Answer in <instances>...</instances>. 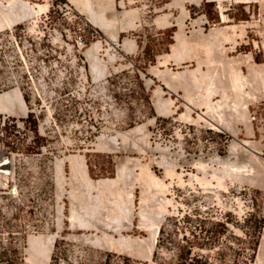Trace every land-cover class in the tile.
<instances>
[{
    "label": "rangeland",
    "instance_id": "1",
    "mask_svg": "<svg viewBox=\"0 0 264 264\" xmlns=\"http://www.w3.org/2000/svg\"><path fill=\"white\" fill-rule=\"evenodd\" d=\"M10 1L0 0V3L2 4L1 6L6 8L7 5V7H9L8 4ZM14 1H21L23 4L25 3L28 5L32 11V16L35 11H40V9L44 8V5L48 6L49 2L52 0ZM53 1L55 4H68L72 6V8L79 15H82L81 18L86 20L89 25L96 27L98 32V34H96V38L89 40L87 48L84 51V55L87 71L89 72L92 81L97 85H100L99 89H97L94 93L87 91L84 94L81 90H78L80 98L85 99V101L89 100L94 102V109L91 111L90 116H94L96 119L93 118L91 122H89L90 125H95L97 129L93 134L92 150L91 152L87 153L75 151L65 154H59L57 152H55L53 155L47 153L41 154L40 148L45 144L46 138L39 135L38 126L35 122H33L31 125L32 130L36 134V140L34 143L27 144L26 137L22 138L20 135H17L15 138H13L15 141L14 145L10 144V140L8 139L10 136L8 138H0V141L1 139H4V142L10 146V150L13 153H23V156L21 158H17L16 161L20 165H25L26 167L30 168L29 174L26 176L25 181L30 182L32 181V178L36 179L35 185H27L29 189L31 187L35 189L40 188L42 183H37V181H39V179H44L43 181H45V179L52 178L54 174L55 184L52 183V181L47 180L45 182V187L50 189L52 194H55L57 200L61 202L60 208L58 210L57 222L53 226H50L51 228L49 231L34 236L37 237L40 235L53 233L57 234L49 264H57L56 261H59V258H62L64 261H97V259L102 258V256H104L106 253H110L109 255L113 256L120 255L125 259V261H131L132 259L144 260L130 256L128 253H120L118 251L116 252L115 250H108V246H106L108 245L107 243H105V246L104 244L102 245L101 243H98L100 245L99 246L95 241H93V238H95V234L101 236V231L97 230L95 227H91L88 230L87 228L78 226L77 223H75V226L72 227L69 220L70 210L74 203L76 205L80 204L86 208L87 206L85 205L88 204V209L81 207L86 209V211H84L87 215L92 208L90 206L94 205V207H97V216H95L96 223L99 224L100 228H104L105 226L110 235L118 237V234L115 233V228L113 225L115 222L118 223V221L114 220L115 217L109 215L110 208L107 204L109 201L108 197L113 198V196L107 192H105L106 195H104V193L101 194L104 189L100 186L96 187V185L98 181L100 182L105 179L107 180L115 179V177L117 178V167H119L122 161L124 162V160H126V157L129 159L139 158L138 161H140V163H138L141 164L139 165L140 168L138 166L133 168L134 162L130 166L133 170V176H138L137 174H140L142 169L141 166H143V164H149L150 169L148 170L153 172L156 178L159 179V183H162L160 185L165 187L166 191L164 193L153 189V191L150 193L152 197V199L150 198L151 203H158L159 199L163 195L165 197L167 196L166 198L171 199L173 202V205H170L167 208L168 214L164 215V220L160 226L157 237V247L154 250V261H177V264H256L260 247L262 246V243H264V163L261 166V168H263H260L263 171V176L261 180L257 181V183L251 179H249L250 181H248L246 178L244 180V177L239 179V181L237 179L229 180V178L225 180L226 190L220 189L217 186V179L212 180L213 177H215L213 175V173L215 174V171L218 173V175L217 173L215 174L217 175L216 178L220 176L219 174L224 173V168L221 164L219 166L217 162H207V166H209V168H206L209 170L206 169V171L208 173V180L210 182L212 181V187L211 185H203L194 178H201L204 175L203 171H199V169H197L198 167L196 163H198L199 160H203L206 163L207 160H212V155L222 158L230 157V160L234 162L237 159L240 161L244 157V150L246 148L248 149V147H242L239 145L237 146V156L240 155L239 158H237V156L235 157L234 155H231V144H235V142L238 140L250 141L252 143L254 142L253 145H255L252 146L254 149L259 151L258 156L264 162V88L261 90L256 89L258 93L256 90H254L256 91V95L251 94L252 97H250L251 95L248 96V101L245 99L244 104H247V106H245L248 109L246 114L248 117H246L249 121L245 120L246 118L241 121V117L237 114H235L237 115L236 117L233 116L234 118L232 120V115H234V113L232 112L231 108L230 110H227L229 112H225L226 114L223 115L222 118L218 116V114H213L211 116L209 114L207 115L205 113V108L197 106L196 99L192 101L186 100L184 97L185 90L178 83V85L174 84L168 79H170L171 73L175 74L187 72L184 77L188 84H195L196 80L198 79L194 87H192L190 84V87L193 88L192 90L195 92V96L202 94V91L200 92L201 88L198 86L200 83L198 82L202 80L204 72L206 75L216 71L215 73L217 74L221 73L219 76H222L224 73L225 76L224 74L223 76L225 79V77L228 78V70L233 67L234 69L236 68L237 70H240L239 72H242L241 74H243V76L245 75L244 77L248 79L249 83H254L255 74L253 76L251 71L252 65L256 64L255 68L261 66L264 67V0H247L248 2L245 1L242 3H238L236 0H224L221 5L217 1L211 2L209 0H183L184 3L182 2V5L184 4V7L182 5L180 6H182L183 10L185 8L184 13L186 15L189 13V16L187 17L184 16L185 14H181L183 10L178 6V4L181 3L178 2L177 5L175 3L179 0H112L113 4L104 3L103 10L106 14L104 15L105 18L101 19V21L103 20V23H105V19L108 18L109 20L107 19L106 24L109 21L110 25L108 24V26L112 30L110 28L104 30V24H102V22L99 24L100 19H98L99 21L96 20L95 16L91 14V12H89L90 15H88L89 13L86 9H83L82 12V7L79 8L80 6H75V4L70 2L71 0ZM94 3L95 2L93 1L92 10L94 9V11H96L100 4H96L97 2L95 4ZM107 4L111 7V11H109V6L105 7ZM77 8H79V10ZM132 8L133 10L137 9L138 13L135 12L137 15L135 13V15H133L137 17L136 19L132 18V15L129 17L127 16L129 19H134L131 20L132 23H129L127 18H123L125 14L122 15L123 19L121 18V13L123 14V11L126 12L130 9L132 10ZM106 9H108V13L106 12ZM85 11L86 13H84ZM112 11H114V13H112ZM221 11L227 17L225 21L222 18ZM91 15L93 17H91ZM180 15L185 18L182 19ZM114 16L117 17L118 20L115 19ZM158 16L160 18L162 17L166 19L169 17L168 23L171 24L168 25L166 24L167 22L162 24L163 22H161L162 25L160 26V22H158V26V23L156 22V20H158L156 18H159ZM26 18L29 19L30 16L29 18ZM178 18H181L182 20L185 19L183 22L184 27L182 25L179 27L180 23L178 21L180 19ZM110 19L112 20L110 21ZM25 20L23 18L22 20H19L20 22H16L15 24L21 23ZM115 20H117V22ZM180 22L183 24L182 21ZM245 23L248 25H245ZM131 24L133 27L129 28ZM237 24H239V26L245 25L247 27H242L241 29L238 28V30L233 32V34V30L230 28L226 29L227 26ZM180 28H183V31H181ZM220 28L224 30L226 34L228 33V36L232 34V38H229L232 39L230 40L231 42H229V40L228 42L227 40L225 41L223 35L222 37L221 35L217 37L218 34L212 35L215 37V42H213V37L209 35V33L214 29ZM198 29H202L203 33L202 30L200 32ZM243 29L244 32H242ZM183 33L184 35L182 36ZM178 34L182 37L186 35L185 40H187L188 43H193L192 45L187 43L189 45L187 51L188 49L190 51H184L185 54L183 58L180 59L181 62L178 59L174 58V60L171 57V59H168V63L166 62L167 64L163 65L164 63H161V66V64L158 63V60L159 62H163L164 57L161 56H172V45L174 46L176 45V42H178ZM242 34L244 35L242 36ZM207 35L211 37L208 38ZM204 36H206L207 40L209 39L208 43H206L207 45H212L213 47V43L215 44V46L212 48L214 51L217 52L216 49H220H218L217 53L213 52L212 56H210L208 48L204 45V41H206ZM219 38L221 39L219 40ZM125 39L133 40L135 42L134 44H136V46H134V49H132L133 51L129 52L128 50L124 49ZM210 41L212 44H209ZM216 41H221V43L218 42L220 43L218 44ZM197 43L198 45L202 44V46L199 47ZM216 43L220 45V47ZM93 44H98L100 46L96 56L99 60V67L101 68V64L104 66V71H102L104 74L98 73L99 78L96 72L97 78L94 77V67H92V64L90 63L91 61L86 54L88 48H90ZM119 44L121 45L119 46ZM138 46L140 47L138 48ZM202 47H204V49L207 48V50L202 49ZM206 51H208V56ZM212 51L210 52L212 53ZM216 54V57L221 55V57H218L219 59L221 58L220 60L228 61L219 60L221 62L220 63L218 58L214 56ZM186 56L188 58H186ZM196 56L198 58H195ZM208 57H210V59ZM211 57H213V59L215 58L214 61ZM206 59H208V61ZM157 63L159 64V67ZM154 66L160 69L161 72L159 74L151 71ZM248 66L251 68V70L248 68ZM166 69L168 70L166 71ZM250 73L252 76L249 75ZM200 74H202V77ZM247 75L250 77L248 78ZM192 77H194V82L193 80H189L192 79ZM249 86V88H251V85ZM249 91L250 90L247 89V92ZM252 91L250 92L252 93ZM100 95L104 96L106 101V112L103 115L102 120H100L101 112L99 109ZM169 99H171L173 104L169 106V110L162 111L163 109L161 102ZM218 100H220V98L215 96L214 102H217ZM187 105L188 108L190 107V116L193 118L194 122L180 118L181 114L186 112ZM198 115L203 117L204 120H198ZM205 121H207L208 124ZM243 121H247V124L249 122V125L246 127V124ZM230 123L234 125H230ZM141 125L146 126V130L148 131L146 134H149V136L147 134V144L145 145V143H141L143 146L145 145L144 147L146 148L148 144L150 145V149L147 148L148 151L146 150L147 153L141 151L140 148L142 145L136 142L139 141L138 138H140V135L138 134L140 133L137 134L135 132L134 134L136 135V139L134 137V140H132L133 133L130 131L131 129L133 130ZM211 125H213L214 128ZM250 125H252V128L250 127V132H248L247 128H249L248 126ZM229 128L232 129V131ZM188 130L190 132H188ZM234 130L238 133L236 136ZM126 132L127 134L125 135ZM128 132L131 134L129 135ZM123 134L128 136L126 137L127 139H132H130V141H127L126 139L125 141L123 138L122 140V137H125ZM102 136H106V141L107 138H110L108 139L109 142L107 141L108 143H106L107 145L104 143L106 145V149L102 148V144L98 142L100 141L99 137ZM81 141L82 140L79 138L76 140L77 150H79V147H81ZM133 141L134 143L136 142L135 144L139 145L140 148H136V145L131 143ZM50 142L54 143L56 140L51 139ZM98 143L100 145H98ZM108 144L111 149L108 147ZM156 146L166 150V152L168 151L167 154L169 157H171V161L173 160L174 162H171L169 160L170 158L168 159L164 156V159L161 158L160 156H162V154L160 152L162 151L156 150ZM164 150L163 152H165ZM70 155H78L79 157H82L86 165L85 167L87 172L84 173V176L82 174L79 175V173H76L72 169L70 162L67 160ZM152 159H155V161ZM165 159L175 164V172H173V176H169L170 174L167 175L168 173H165L166 168L164 167L163 163L165 161L168 162ZM59 161H62L64 164V167L62 168L63 173H59L56 166ZM152 161L154 162L152 163ZM194 161L197 162L194 163ZM234 162L232 163L234 164ZM210 169H214V171L211 172ZM145 172V174L148 175L150 173H148V171ZM209 174L213 176L211 177ZM134 178L135 177H132V179ZM132 179L130 180L134 182L133 188V182L128 181L131 183L127 185L126 190L131 192L134 196V227L130 230L123 229L122 234L143 238L148 235L143 229L138 227H141V225L138 223L140 218L137 215L143 188L140 180L134 181L135 179ZM91 181L93 183H89ZM214 185L215 187L217 186V189L220 190V192L225 193L224 198H226L228 195L240 197L250 192L253 199L254 209V212L251 214V216L243 220L231 216L228 218H221L219 210H215L213 211L214 214L212 216L208 217L207 219H201L198 216L197 218L193 217L194 214L199 213L198 210L196 211L195 209L193 210L192 217L186 216L184 219H180L177 216V213H181V211L179 210L178 212V204L170 196L173 191H175L176 194L179 192H184L189 194V197L194 196V200H197L198 198L201 199L204 197V194L211 193L212 189L215 188ZM240 191L243 192L240 193ZM195 203L196 201H188L187 206L189 208H193ZM117 223L115 226H124L123 222H119L121 224ZM101 224L104 226L102 227ZM86 236L89 238L92 237L93 240L88 239ZM76 247H80L79 250H77ZM27 250L26 253H28ZM28 254L26 255V258H28ZM0 264H27V260L0 261Z\"/></svg>",
    "mask_w": 264,
    "mask_h": 264
},
{
    "label": "built area",
    "instance_id": "2",
    "mask_svg": "<svg viewBox=\"0 0 264 264\" xmlns=\"http://www.w3.org/2000/svg\"><path fill=\"white\" fill-rule=\"evenodd\" d=\"M72 6L50 1L43 11H35L29 19L12 27L0 28V95L18 90L25 104L23 116L0 113V138L26 137V143L36 140L32 130L37 123L39 135L46 138L41 154L91 152L96 126L89 122L94 102L80 98L82 93L95 92L100 85L94 83L87 71L84 51L90 39L98 34L96 27L81 18ZM100 120L106 112V101L100 95ZM96 119V118H94ZM188 132H190L188 130ZM81 147L76 148V140ZM56 142L51 143L50 140ZM23 153H13L4 139L0 141V261H26L27 241L50 230L57 222L61 202L40 180V188L33 186L36 179L26 182L30 168L17 163ZM243 191H240L242 193ZM201 199L175 191L170 196L178 204L177 216L184 219L194 214L207 219L219 210L221 218L229 216L246 219L254 212L250 192L244 196H226L217 188ZM223 202H222V199ZM196 201L193 208L187 202ZM221 202V204H219ZM196 206V207H195ZM157 247V242L155 248ZM80 247H76L79 250ZM84 248V247H83ZM104 254L97 261H64L57 264H177V261L132 259L125 261L120 255Z\"/></svg>",
    "mask_w": 264,
    "mask_h": 264
},
{
    "label": "bare ground",
    "instance_id": "3",
    "mask_svg": "<svg viewBox=\"0 0 264 264\" xmlns=\"http://www.w3.org/2000/svg\"><path fill=\"white\" fill-rule=\"evenodd\" d=\"M10 1V0H9ZM12 1V2H11ZM10 1V5L8 4V6L9 7H7V5H6V8L5 7H2L1 5V3H0V28H3V27H12V26H14V24L16 23V22H20L19 20H22L23 18H24V20L25 19H27L26 17H28L29 18V16L31 17V14H32V11H31V9H30V7L28 6V5H26L25 3L23 4L21 1H14V0H11ZM93 1L96 3V4H100V6H98L97 7V10L96 11H94V9L92 10V3H93ZM123 1V0H122ZM130 1V0H129ZM209 1H211V2H213V1H217L220 5H221V3L224 1V0H209ZM226 1V0H225ZM235 1V0H234ZM241 1V2H240ZM245 1H247V0H236V2H238V3H242V2H245ZM248 1H251V0H248ZM247 1V2H248ZM70 2H72V4H75V6L77 5L79 8H81L82 7V9H81V11L83 10V9H86L87 11H88V13L89 12H91V14H93L94 16H95V19L96 20H98V19H100V21H99V24L102 22V24H104V27L103 28H105L104 30H106L107 28H110L109 26H108V24L110 25V23H109V21H108V23L106 24V22H107V19H105V23H103V20L101 21V19H104L105 17H104V15L106 14V13H104V10H103V5H104V3L106 4V3H108V4H110V3H112L113 4V2H112V0H71ZM178 2H180L181 4H178ZM182 2L184 3V1L183 0H179V1H176L175 3H176V5L178 4V6L179 7H181V9L183 10V8H182V6L184 5H182ZM94 3V4H95ZM47 4V3H46ZM98 4V5H99ZM107 4V6L105 5V7H108L109 5ZM114 4H115V1H114ZM122 4V3H121ZM180 5H182V6H180ZM115 6V5H114ZM113 6V7H114ZM2 7V8H1ZM47 7V5H44V8H46ZM94 7H95V5H94ZM184 7V6H183ZM40 8H42V7H40ZM44 8H42V9H40V11H43V9ZM79 8H77L78 10H79ZM115 8V7H114ZM113 8V9H114ZM219 8H221V7H219ZM111 9V7L109 6V11H111L110 10ZM107 11V13L109 12L108 11V9H106ZM136 10V11H135ZM135 10H133V8H132V10L130 9L129 11H123L124 13L122 14L121 13V18H122V15H124L125 14V16L123 17L124 19L125 18H127V21L130 23H132V21L131 20H134V19H136L137 17H135V16H133V15H135L136 13L135 12H137L138 13V11H137V9H135ZM184 10H185V8H184ZM184 10L182 11V15H184L185 13H184ZM221 10V9H220ZM223 10V9H222ZM188 11V10H187ZM83 12V11H82ZM84 13H86V11L84 12ZM112 13H114V11H112ZM135 13V14H134ZM188 13V12H187ZM34 14V13H33ZM88 15H90V13L88 14ZM111 15V14H110ZM114 15V14H113ZM117 15V14H116ZM130 15H132L133 17L132 18H134V19H129L128 17L130 16ZM137 15V14H136ZM221 15H222V18L224 19V21L227 19V17H226V15H224V13L221 11ZM33 16V15H32ZM100 16V17H99ZM128 16V17H127ZM164 16V15H163ZM184 16H189V13H188V15H184ZM91 17H93L92 15H91ZM97 17V18H96ZM99 17V18H98ZM107 17V16H106ZM109 17V16H108ZM115 17V16H114ZM159 17V16H158ZM180 17L183 19V18H185V17H183V16H181L180 15ZM122 18V19H123ZM160 18V17H159ZM156 18V19H158V20H156V22L158 23V22H160V26L162 25V24H165L166 22V24H171V23H168L169 22V17H167V19L166 18ZM181 18H178V19H180L178 22L180 23H178L180 26L179 27H181V25L184 27V21H185V19L184 20H182ZM94 19V18H93ZM115 19H117V17H115ZM129 19V20H128ZM109 20V19H108ZM112 19H110V21H111ZM114 20V19H113ZM118 20V19H117ZM117 20H115L116 22H117ZM167 20V21H166ZM97 21V22H98ZM125 21V20H124ZM180 21H182V23L183 24H181V22ZM123 22V21H122ZM126 22V21H125ZM127 22V23H128ZM161 22H163L162 24H161ZM244 22V21H243ZM195 23H197V22H195ZM105 24H106V27H105ZM112 24V23H111ZM198 24V23H197ZM242 24H244V23H242ZM242 24H240V25H242ZM114 25V24H113ZM158 26H159V23L157 24ZM245 25H248V24H246L245 23ZM245 25H242V26H239V24H237V25H231V26H227V28L226 29H228V28H230L231 30H233L232 31V34H233V32H236V30H238V28H242V27H247V26H245ZM112 26V25H111ZM165 26H167V25H165ZM131 27H133V25L131 24L130 25V27L129 28H131ZM170 27V26H169ZM111 29V28H110ZM183 29V28H182ZM181 28H180V30L181 31H183ZM224 29V28H223ZM239 29V30H240ZM112 30V29H111ZM200 32H201V30L200 29H198ZM198 31V32H199ZM228 31V30H227ZM108 32V31H107ZM241 32V31H240ZM242 32H244V29H243V31ZM109 33V32H108ZM181 33V32H180ZM202 33H203V30H202ZM201 33V34H202ZM200 34V33H199ZM214 34H218L217 35V37L218 36H220L221 35V37H222V35H223V38H225V41L227 40V42H228V40H229V42H231L230 40H232V39H229L230 37L232 38V34H230V36H228V33L226 34V32L224 31V30H222L221 28L220 29H214V30H212L210 33H209V35H214ZM184 35V33L182 34V36ZM209 35H207V37L209 38V37H211V36H209ZM227 35V36H226ZM237 35V34H236ZM236 35H235V37H236ZM239 35H241V34H239ZM244 34H242V36H243ZM181 35H179L178 34V42H176V45H172V49L173 50H171V52L173 53L172 54V56H161V57H164V59H163V62L162 61H160L159 62V60H158V63H164L163 65H165V64H167L168 62V59H171V57H172V59H178L179 61H180V59H182L183 58V56H184V54H185V52L184 51H187V48L189 47V45L191 44V42H189L188 43V41L187 40H185V36L184 37H182ZM201 36V35H200ZM203 36V35H202ZM205 38H206V36H204ZM213 37V36H212ZM216 37V38H217ZM234 37V36H233ZM234 37V38H235ZM202 38V37H201ZM233 38V39H234ZM203 39V38H202ZM214 39H215V37H213V42H215L214 41ZM221 38H219V40H220ZM236 39V38H235ZM205 40V39H204ZM211 40H212V38H211ZM187 41V42H186ZM208 41H209V39L207 40V38H206V41H204V45H205V47H207L208 48V50H209V54H210V56H212V54H213V52L215 53L216 51H214V49H212L214 46H215V44L213 43V47H212V45H207L206 43H208ZM211 42V41H210ZM209 42V44H212V42L210 43ZM217 43L218 42H220L221 43V41H216ZM135 42L133 41V40H128V39H125L124 40V46H125V50H128L129 52L130 51H133L132 49H134V46H136V44H134ZM189 45H188V44ZM202 43V42H201ZM216 43V44H217ZM220 43H218V44H220ZM234 43H236V42H234ZM193 44V43H192ZM191 44V45H192ZM217 44V45H218ZM197 45H198V43H197ZM216 45V46H217ZM199 47L200 46H202V44L200 45H198ZM209 46H210V48H209ZM219 47H220V45H218ZM99 45L98 44H93L90 48H88V50L86 51V54H87V56H88V58L90 59V63L92 64V67H94V72L93 73H102V74H104L102 71H104L103 69H104V66H102L103 64H101V62H100V64H101V68L99 67V60L97 59V52H98V49H99ZM194 47H195V44H194ZM137 48V47H136ZM135 48V49H136ZM193 48V47H192ZM196 48H197V46H196ZM207 48H205L206 50H207ZM190 49H191V47H190ZM194 49V48H193ZM200 49V48H199ZM202 49H204V47H202ZM204 49V50H205ZM219 49V48H218ZM218 49H216L217 50V52H218ZM213 50V51H212ZM220 50V49H219ZM134 51H136V50H134ZM188 51H190L189 49H188ZM187 51V52H188ZM210 51H212V53L210 52ZM196 53H198L197 51H195ZM216 52V53H217ZM220 52V51H219ZM194 53V52H193ZM206 54H207V56L209 55L208 54V51H206ZM205 54V55H206ZM192 55V54H191ZM196 55V54H195ZM199 55V54H198ZM190 56V55H189ZM192 56H194V55H192ZM215 57L217 56V54L216 55H214ZM218 57H221V55H219ZM218 57H216V58H218ZM185 58V57H184ZM186 58H188L187 56H186ZM185 58V59H186ZM195 58H198L197 56L195 57ZM209 59H210V57H208ZM212 59H213V57H211ZM159 59H160V57H159ZM174 59V60H175ZM215 59V58H214ZM214 59H213V61H214ZM221 59V58H220ZM219 58H218V61L220 60ZM198 60H200V59H198ZM204 60V59H203ZM207 61H208V59H206ZM206 61V62H207ZM211 61V60H210ZM217 61V60H216ZM220 61H228V60H220ZM219 61V62H220ZM167 62V63H166ZM181 62V61H180ZM203 62V61H202ZM218 62V63H219ZM232 62V61H231ZM157 63V65H158V67H159V64ZM200 63H201V61H200ZM217 63V62H216ZM216 63H214V64H216ZM221 63V62H220ZM90 64V65H91ZM180 64V63H179ZM211 64H213V63H211ZM223 64V63H222ZM221 64V65H222ZM233 64V63H232ZM224 65V64H223ZM161 66H162V64H161ZM225 66V65H224ZM234 66V65H233ZM250 66H251V64H250ZM255 66H256V64L255 65H252V70H251V68L248 66V68H250V70L252 71V73H253V76H254V74H255V82L254 83H249L248 82V79L246 78V77H244L243 76V74H241L242 72H239L240 70H237L236 68L234 69L233 67L230 69V70H228L229 71V74H228V78L227 77H225V79H224V76H225V74H224V76H223V74H222V76H219L220 74H217V73H215L216 71H215V69H214V71L215 72H212V73H208V74H206L205 75V72L203 73L204 75H203V77H202V74H200L201 75V77H202V80L200 81V79H199V81L200 82H198V83H200V85H198V86H200V88H201V90H200V92L202 93V94H199L198 96H195V92L192 90L193 88H191L190 87V84H188V82H187V80L185 79V77H184V75L187 73V72H182V73H175V74H172L171 73V76H170V79H168V80H170L172 83H174V84H179L184 90H185V99L186 100H188V101H192V100H194V99H196L197 100V106H199V107H202V108H205L206 109V114L208 115H213V114H218V116H220L221 118L223 117V115H225L226 113V111L227 110H230V108L232 109V112L234 113V115H232V114H230V115H232V120H233V116H240V117H238V118H240L241 119V121L242 120H244L245 118V120H247V111H248V109H247V104H244L245 102V99L247 100L248 98V96H250L251 94L253 95H256L255 93H256V89H262V88H264V67L263 66H261V67H258V68H255ZM103 67V68H102ZM158 67H156V66H154V70L153 69H151V71H153V72H155L156 74H159L161 71H160V69L158 68ZM201 67H202V65H201ZM223 67V66H222ZM214 68V67H213ZM200 69V68H199ZM198 69V70H199ZM95 70H97V71H95ZM168 69H166V71H167ZM188 70V69H187ZM186 70V71H187ZM210 70V69H209ZM200 71H201V69H200ZM208 71V70H207ZM150 72V71H149ZM170 72V71H169ZM195 72H196V70H195ZM199 72V71H198ZM209 72H211V71H209ZM217 72H219V71H217ZM250 72V71H249ZM94 74L93 76L94 77H96L97 78V74ZM151 73V72H150ZM168 73V72H167ZM99 74H98V78H99ZM190 74V73H189ZM170 75V74H169ZM188 75V74H187ZM191 75V74H190ZM250 76H252L251 75V73L249 74ZM165 76V75H164ZM193 76V75H192ZM248 76V75H247ZM250 76H248V78L250 77ZM101 77V76H100ZM163 77V76H162ZM194 77H195V75H194ZM194 77H192V79H189L190 81L191 80H193V82H194ZM197 78H199L198 76H196ZM168 78V77H167ZM196 78V79H197ZM164 80H165V78H164ZM189 81V82H190ZM198 81V79L196 80V82ZM167 82H169V81H167ZM196 82H195V84H196ZM251 82V81H250ZM170 83V82H169ZM177 84V85H178ZM195 84H191L192 85V87H194V85ZM253 84V85H252ZM171 85H173V84H171ZM196 85V86H197ZM249 85H251V88H249L250 86ZM175 86V85H174ZM180 87V88H181ZM179 88V87H178ZM197 88V87H196ZM247 89H249L250 91H252V93L249 91V92H247ZM254 90H256V91H254ZM264 90V89H263ZM262 90V91H263ZM158 91V90H157ZM197 92H198V90H197ZM254 92V93H253ZM257 93H258V91H257ZM252 95L250 96V97H252ZM215 96H217V97H219L220 98V100H218L217 102H214V97ZM249 97V98H250ZM161 98V97H160ZM160 98H159V100H160ZM251 99V98H250ZM161 101V100H160ZM159 101V102H160ZM248 101V100H247ZM194 102V101H193ZM162 103V111H167V110H169L170 108H169V106L170 105H172L173 104V102L171 101V99H169V100H165V101H163V102H161ZM188 104H189V102H188ZM191 104V103H190ZM244 104V105H243ZM246 105V106H245ZM190 106V105H189ZM245 106V107H244ZM159 107V106H158ZM198 107V108H199ZM190 108V107H189ZM188 108V105H187V107H186V112H184L183 114H181V116H180V118H182L183 120H188V121H190V122H194V120H193V118L190 116V109ZM161 109V108H160ZM3 112H7V113H10V114H14V115H16V116H23V115H25V112H26V110H25V104L23 103V100H22V97H21V94H20V92L18 91V90H11V91H8V92H6V93H4V94H2V95H0V113H3ZM227 112H229V111H227ZM164 113V112H163ZM231 113V112H230ZM201 114V113H200ZM235 114H237V115H235ZM205 116V115H204ZM228 116V115H227ZM247 116V117H246ZM216 118V117H215ZM213 119V118H212ZM220 119V118H219ZM224 119V118H223ZM197 120V119H196ZM198 120H204L203 119V117H201V116H199L198 115ZM227 120V119H226ZM225 120V121H226ZM229 120H231V119H229ZM208 121V120H207ZM207 121H205L207 124H208V122ZM218 121V120H217ZM247 121H249V120H247ZM247 121H243L245 124H246V127H247V125H249V122H248V124H247ZM198 122V121H197ZM222 122V121H221ZM230 122V121H229ZM228 122V123H229ZM210 123V122H209ZM210 124H212V123H210ZM232 123H230V125H231ZM251 124V123H250ZM232 125H234V124H232ZM148 126V125H147ZM212 127H213V125H211ZM252 125H250V126H248L249 128H247V131L248 132H250V129L252 128L251 127ZM231 127V126H230ZM251 127V128H250ZM214 128V127H213ZM216 128V127H215ZM218 129V128H217ZM230 129V128H229ZM234 129V128H233ZM231 131H232V129H230ZM131 131V133H133L132 135H133V139L132 138H126V137H128V136H125L126 134H127V132L125 133V135L123 134V136H125V137H122V140H123V138H124V140L126 141V139H127V141L129 140L130 141V139H132V140H134V137L136 136L134 133L136 132L137 134L138 133H140V134H138V135H140V138H138L139 139V141H140V143H139V141H136V142H138V144H140V145H142L143 143H145V145L147 144V142H146V139L148 138V136H149V134H148V136H147V134H146V132H148L147 130H146V126L145 125H141V126H138L137 128H135V129H131L130 130ZM234 132L236 133L235 134V136L238 134L237 133V131H235L234 130ZM120 133V132H119ZM130 133V134H131ZM128 134H129V132H128ZM129 134V135H130ZM141 134H143V135H141ZM250 134V133H249ZM119 135V134H118ZM118 135H116V136H118ZM132 135H131V137H132ZM138 135H137V137H138ZM116 136H115V138H116ZM120 136H122V135H120ZM143 136V137H142ZM106 137V136H105ZM104 136H102V137H99L100 139V141H98V142H100V144H102V148H105L106 149V143H108L109 141H108V139H110V138H107V141H106V138H105ZM112 138V137H111ZM114 138V139H115ZM117 139V138H116ZM135 139H136V137H135ZM137 139V140H138ZM141 139V140H140ZM148 141V140H147ZM135 142V143H136ZM149 142V141H148ZM106 145H105V144ZM111 143V142H110ZM131 143H134V141L133 142H131ZM134 143V144H135ZM142 143V144H141ZM254 143V142H253ZM253 143L252 142H250V141H242V140H238V141H236L235 142V144H231L232 146H231V148H230V151H231V155H234L235 157L237 156V146L239 145V146H242V147H248V149L246 148L244 151H245V153H243L244 154V157L240 160V161H238V159L237 160H235V162L234 161H232V160H230V157L228 158V157H219V156H213L212 155V157L214 158H212V160L210 159V161H206V163L203 161V160H199L198 161V163H196L197 161H194V163H196L197 164V169H199V171H203L204 172V175H203V173H202V175H203V177H201V178H198V177H195L194 179L196 180V181H198V182H200L201 184H203V185H206V186H210L211 185V187H212V181L210 182L209 180H208V176H207V171H206V169L207 170H209L208 168H209V166H207V162H217V164L220 166V164L222 165V167L224 168V173L222 172V170H221V172L223 173V174H219L220 176H218V178H216V176L218 175V173H217V171H215V174L217 173V175H215L214 173H213V175L215 176V177H213V179L212 180H216L217 181V186L220 188V189H225L226 188V185H225V180L226 179H229V180H232V179H237L238 181H239V179H241V178H243L244 177V180H245V178L246 179H248V181H250L249 179H251V180H254V181H256V183H257V181H259V180H261V178H262V176H263V171L261 170L262 168H261V166H262V164L264 163L262 160H261V158L258 156V154H259V151L258 150H256V149H254V145H253ZM257 143V142H256ZM99 143H98V145H100ZM97 145V146H98ZM111 145V144H110ZM136 145V148L137 147H139L140 148V146L139 145H137V144H135ZM144 145V146H145ZM253 145V146H252ZM257 145V144H256ZM105 146V147H104ZM143 145H142V147L140 148L141 149V151H143L144 153L146 152V150L148 151V149H150L149 148V144L147 145V148L146 147H144ZM159 146V145H158ZM98 147H100V146H98ZM108 147H109V144H108ZM160 147V146H159ZM159 147H155L156 148V150H161L162 152H160L161 154H162V156H160L161 158H163L164 159V157H166V158H170L169 160L171 161V157H169V155L167 154L168 153V151L166 152V150H164V149H162V148H159ZM253 147V148H252ZM256 147V146H255ZM110 148V147H109ZM99 149H101V148H99ZM111 149V148H110ZM115 149V148H114ZM155 150V151H156ZM163 150L166 152H163ZM153 151H154V148H153ZM240 151H242V150H240ZM140 152V151H139ZM159 152V151H158ZM147 153V152H146ZM261 153V152H260ZM170 154V153H169ZM167 155H168V157H167ZM239 155V154H238ZM164 156V157H163ZM240 156V155H239ZM239 156H237V158H239ZM136 158V157H135ZM138 159L139 158H136V159H129V158H127L126 157V160H124V162L122 161L121 163H120V165H119V167H117L118 168V173H117V178L115 177V179H105V180H102V181H98V183H97V185H96V187L98 186H100V187H102L103 189H104V191L101 193V194H103L104 193V195H106V193L105 192H107V193H109L111 196H113V198H111V197H108V207L110 208L109 209V215H111V216H113V217H115L114 218V220H117L118 221V223L117 222H115L113 225H114V228H115V233H117L118 234V237H115L114 235H110L108 232V230L105 228V226H104V228H100V226H99V224L98 223H96V221H95V216H97L96 215V210H97V207L95 206L94 207V205L93 206H90V207H92L91 209H90V212H89V214L87 215L86 213H85V211H86V209H88V204L87 205H85V206H87V208L86 207H84V206H81L80 204H78V205H76L75 203L72 205V207H71V210H70V217H69V220H70V223H71V226L72 227H74L75 226V223H77L78 224V226H80V227H84V228H87L88 230H89V228H91V227H95L97 230H99V231H101L102 232V235L101 236H98V234H93L94 235V237L95 238H93L92 239V237H88V236H86V237H88V239H91V240H93V241H95L97 244L99 243H101L102 245L104 244V246H105V243H107L108 245H106V246H108V250H115L116 252L118 251V252H120V253H128V255H130V256H134V257H137V258H141V259H144V260H150L151 259V257H152V255H153V252H154V250H155V244H156V242H157V237H158V234H159V230H160V226H161V223H162V221L164 220V215L165 214H168V207L170 206V205H173V202H172V200L171 199H167L164 195L159 199V202L157 203H151V199H152V197H151V192L153 191V189H155V190H158V191H160V192H162V193H164L165 191H166V189H165V187H163L162 185H160V184H162V183H159V179L158 178H156V176L153 174V172H150V170H148V169H150L149 168V164H143V166H141L142 167V169H141V172H140V174H137L138 176H133V170H132V167H130L131 165H132V163L134 162V164H133V168L134 167H136V166H138L139 167V165H141V164H139L140 163V161H138ZM163 159H162V161H163ZM202 159V158H201ZM67 160L70 162V166L72 167V169L76 172V173H79V175H83L84 176V173H87L86 172V165H85V163H84V161H83V159H82V157H79L78 155H70L68 158H67ZM152 160H154L155 161V159H152ZM165 160H167V159H165ZM164 160V161H165ZM169 160H167L168 162H170ZM154 161H152V163L154 162ZM161 161V162H162ZM173 161V160H172ZM171 161V162H172ZM230 161H232V162H234V164L232 163V162H230ZM139 162V163H138ZM166 162V161H165ZM163 163V165H164V167L166 168V170H165V173H168L167 175H169V176H173L172 174H173V172H175V164L174 163H168V162H166V163ZM174 162V161H173ZM162 164V163H161ZM213 164V163H212ZM64 164H63V162L62 161H59L58 163H57V168H58V171H59V173H63V166ZM193 165H195V164H193ZM216 165V164H215ZM217 165V166H218ZM264 165V164H263ZM206 167H208V168H206ZM140 168V167H139ZM261 168V169H260ZM214 169H216V168H214ZM214 169H210L211 170V172H213L214 171ZM217 170H218V168H217ZM263 170H264V168H263ZM145 171H148V173H149V175L148 174H145L146 172ZM167 171V172H166ZM198 171V170H197ZM146 175H148V176H146ZM210 176H211V174H209ZM212 175V176H213ZM211 176V177H212ZM82 177V176H81ZM132 177H135L134 179H132ZM130 179H132V180H134V181H138V180H140V183L142 184V195H141V200H140V205H139V211L137 212V215H138V217L140 218L139 219V221H138V223H140V225H141V227L140 226H138L139 228H141V229H143L146 233H147V235L148 236H145V237H143V238H139V237H134V236H131V235H124V234H122V230L123 229H125V230H130V229H132L133 227H134V223H133V219H134V215H133V211H134V196L132 195V193L131 192H129V191H127L126 190V187H127V185L128 184H130L131 182H133V181H131ZM157 179H158V181H157ZM192 179V178H191ZM244 180H241V181H244ZM128 181H131L130 183L128 182ZM234 181V180H233ZM161 182V181H160ZM89 183H93L92 181L91 182H89ZM234 183V182H233ZM243 183V182H242ZM250 183V182H249ZM260 183H261V181H260ZM133 184H134V182L132 183V188H133ZM140 184V185H141ZM251 184V183H250ZM264 184V183H263ZM90 185V184H89ZM93 185V184H92ZM261 185V184H260ZM217 186L215 187V185H214V187L215 188H217ZM252 186V185H251ZM254 186H256V185H254ZM90 187H91V185H90ZM129 187V186H128ZM213 187V188H214ZM261 187V186H260ZM92 188V187H91ZM95 188V187H94ZM93 188V189H94ZM132 190V189H131ZM226 190V189H225ZM220 191V190H219ZM223 191V190H222ZM167 194V193H166ZM108 196V195H107ZM111 200H110V199ZM151 198V199H150ZM156 201H158V200H156ZM220 204H221V202H219ZM81 207H84V208H86V209H83V208H81ZM174 207V206H173ZM83 211H82V210ZM137 209H138V207H137ZM85 210V211H84ZM92 210V211H91ZM92 212V213H91ZM95 212V213H94ZM88 213V212H87ZM94 214V215H93ZM119 222H123V224H124V226L123 225H118V226H115V224L117 223V224H121V223H119ZM101 223V222H100ZM102 224H103V222H102ZM102 224H101V226H102ZM105 224V223H104ZM102 226V227H103ZM57 234H46V235H40V236H37V237H31L30 239H29V241H28V258L26 259L27 260V264H49L50 263V260H51V255H52V252H53V248H54V245H55V241H56V236ZM264 238V237H263ZM90 240V241H91ZM89 241V240H88ZM264 241V240H263ZM92 242V241H91ZM94 242V243H95ZM96 243H95V245H96ZM98 244V245H99ZM97 246V245H96ZM100 246V245H99ZM103 247V246H102ZM256 264H264V243H262V246L260 247V251H259V255H258V260L256 261Z\"/></svg>",
    "mask_w": 264,
    "mask_h": 264
},
{
    "label": "crops",
    "instance_id": "4",
    "mask_svg": "<svg viewBox=\"0 0 264 264\" xmlns=\"http://www.w3.org/2000/svg\"><path fill=\"white\" fill-rule=\"evenodd\" d=\"M107 40V39H106ZM121 44H119V46H120ZM140 46H138V48H139Z\"/></svg>",
    "mask_w": 264,
    "mask_h": 264
}]
</instances>
